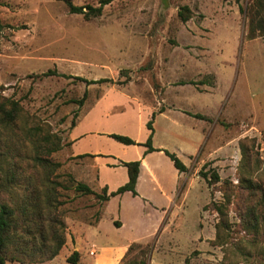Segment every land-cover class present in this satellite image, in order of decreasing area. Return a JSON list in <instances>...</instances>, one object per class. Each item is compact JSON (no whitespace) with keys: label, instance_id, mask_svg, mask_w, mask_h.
Here are the masks:
<instances>
[{"label":"rangeland","instance_id":"374dc122","mask_svg":"<svg viewBox=\"0 0 264 264\" xmlns=\"http://www.w3.org/2000/svg\"><path fill=\"white\" fill-rule=\"evenodd\" d=\"M100 1L71 0L83 11ZM168 1L163 8L160 0H112L84 16L65 0H0V205L13 210L7 252L18 259L7 264H69L71 229L84 263L92 243L108 256L102 247L135 242L119 264H264V38H247L253 0ZM181 6L191 12L185 22ZM49 69L120 82L40 76ZM11 109L13 119L4 116ZM75 112L85 134L79 146L120 165L141 159L144 147L108 134L143 143L152 119L153 147L174 153L193 176L179 174L162 151L148 153L141 197L105 203L122 225L105 221L81 235L77 223L93 222L104 203L74 190L89 180L101 191L95 156H73L68 145ZM124 175L123 166L102 171L113 189ZM225 181L230 200L220 220L209 203L224 202ZM54 236L68 243L50 258Z\"/></svg>","mask_w":264,"mask_h":264},{"label":"trees","instance_id":"16d2710c","mask_svg":"<svg viewBox=\"0 0 264 264\" xmlns=\"http://www.w3.org/2000/svg\"><path fill=\"white\" fill-rule=\"evenodd\" d=\"M111 1L112 0H101L100 5L98 7L87 6V11H83L82 7L73 5L71 0H65L66 5L68 6V9L70 12H72V13H83L84 16L99 15L101 13L103 6L108 4ZM236 2H239V0H236ZM240 10H242V12H243L242 8ZM246 13L248 16L247 38L248 39H254L256 37L264 38V0H253L250 7L246 11ZM177 15L182 22H185L191 17V12L187 6H181V7H179V9L177 11ZM49 75H60L63 77L71 78L72 80L82 81L87 85H89V84H101V83L113 84V83H119L120 82V81H113L111 78H99V79L88 80V79L81 77V76L64 75V74H60V73L58 74L55 69H49V70L40 74V76H49ZM86 94L87 93L85 91L82 98L79 99V101H78L79 104L83 103V101L86 97ZM14 110L15 109H11L10 111H4V116L9 118V119H13L14 118V115H13ZM161 111H162V109H160V112ZM192 116H194L195 118H199V119H207L205 116L198 114V113L194 114ZM76 117H77V114L75 112L73 114V119L71 121V127L70 128H73L76 125V122H75ZM151 118H154V113H152ZM152 123H153L152 119H149L146 122L145 126H146V129L148 131V135H147L145 142H143V143L137 142V141L133 140L132 138L126 136V135L110 133V134H108V136L111 137L112 139H114L115 141L120 142V143L125 144V145H143L145 147V150L142 154V157L145 154L150 153V152L155 151V150L156 151H162L163 154H165L170 159L173 166L179 172H186L188 170L186 165H184L182 163V161L174 153L169 152L168 150H165V149L153 147V145H152V135H153ZM68 145H70V141L68 142ZM57 148H58V144H56V146L54 147L53 150H55ZM242 150H244L243 146H242ZM84 155L93 156V155H89V154H82L79 156H84ZM36 160L42 161V159L39 157L38 158L36 157ZM243 162L246 163V164H244L245 167L252 166L251 163L248 161L247 156L245 155V152L243 153ZM140 164H141L140 159L126 161V162L121 161V165L126 168L128 180L124 184L117 187V189L114 191L108 192L107 187H103L100 192H96L92 188H90L87 184L82 183V182H75L74 190L79 194L93 195L99 202H102V203L108 201L111 197L120 195V194L127 192V191L130 192L133 196H135V195H137V192L135 190V186H136V182H137V178H138V174H139V170H140ZM255 165H256V163H255ZM200 175L204 178L207 177L206 173L201 172V171H200ZM210 180L212 182L219 181V176L215 171L212 172V174L210 176ZM241 182L242 183L245 182V187L247 189H253V188H256V186H257V185H253L251 183H248V182L244 181L243 179L241 180ZM223 185H224V192H223L224 202L223 203H216L214 201H210V203H209V206H211L218 213L220 220L226 215V205L230 200V193H229L230 189H229V187H230L231 183L225 181ZM225 186H227L228 189ZM25 210L26 209H24V211ZM12 219H13L12 208L7 206L6 204H1L0 205V264H7L8 260L9 261H18V259L14 258V256L11 253L7 252V245L9 242V232L11 230ZM118 224L119 223L117 221L114 222V225L118 226ZM54 238H55L54 239V249L50 255V258L55 257L58 254L60 248L64 245V238L63 237L62 238L61 237L56 238L54 236ZM130 246H129V248H130ZM79 259H80V255H79V252L77 250L71 251V253L66 257V261L69 264H80Z\"/></svg>","mask_w":264,"mask_h":264},{"label":"crops","instance_id":"0c3cea01","mask_svg":"<svg viewBox=\"0 0 264 264\" xmlns=\"http://www.w3.org/2000/svg\"><path fill=\"white\" fill-rule=\"evenodd\" d=\"M164 109L162 111H164ZM177 110H179V109H177ZM78 126H79V124H78V122H76V125L73 128H71L69 131V140H70L69 146H70V150H71L72 155L77 156V155H82V154H89V155L95 156L93 159L94 160V168L96 169V176L94 177V180L96 181L95 184L98 185L99 189H102L103 187H107L108 192L116 190L117 187L124 184L128 180L127 172H126V175H124L123 179L116 184L118 186L113 189V188H111L108 180L102 176V171L104 169H109V168H113L116 166H122L119 163L120 160L117 157H114L110 154H103V153L98 152V151H92L91 150L89 152H85V150H83V148H81L79 146V142L81 141V138L85 136V134H81V133L77 132ZM109 138H111V137H109ZM141 146H143V145H141ZM144 150H145V147H144ZM144 150H143V152H144ZM143 152H142V154H143ZM147 154H145V155H147ZM145 155L143 157L141 155V159H140L141 160L140 170H139V174H138V178H137V182H136V186H135V190L137 192V195L133 196L130 192L127 191V192H124V193L117 195V196H123L126 193H130L133 197H141V194L138 191V185H139L140 180L142 178V169L144 168L143 167V164H144L143 159H144ZM186 167L188 169L186 172H179L175 167L174 168L179 172V174H182L185 176H193L190 173V168L188 166H186ZM125 170H126V168H125ZM146 178H147V180H149V179H152V181L156 180L155 173H154V171H152V169L147 171ZM85 182L87 183V185L90 188L93 186L92 184H90L89 180H86ZM117 196H114V197H117ZM114 197H111V198H114ZM143 200L148 201L149 202L148 204L152 208L158 207L157 205H153L149 200H147L145 198H143ZM176 201L177 200H175V202ZM105 203H107V202H104L98 218H96L93 222L79 221V223H77V225L82 226V229L80 232L81 235H84L85 232H89V230H93L95 232L96 230L99 229L100 226H102V224H104L105 221L108 222L109 225H114V222L117 221L119 224H118V226L114 225L115 227H120L122 225V222L119 219V217L114 216V215H110V214L108 215L105 213ZM168 219L169 218L164 219L163 221H161V223L165 222ZM161 223L158 222L159 227H160ZM159 227H158V229H159ZM71 233L73 234V242H72V245H70V250L71 251L77 250L79 252V255H80L79 263L80 264H119L121 262V259L126 254L130 244L135 243V242L127 243V244H124L123 246L118 247L116 249H114V248L113 249H106L105 247H102L103 251H108V252L112 251V252H110V254L108 256H104L102 254H99V251L97 250L95 244L92 243V244H90V247H89L87 253H88V256L93 257V258L88 259V261H85V263H84V262H82L83 252H82V248L80 247V244H79L78 236L76 233H73L72 229H71ZM67 243L68 242L66 241L65 244H67ZM65 244H64V246H65Z\"/></svg>","mask_w":264,"mask_h":264},{"label":"water","instance_id":"95a60500","mask_svg":"<svg viewBox=\"0 0 264 264\" xmlns=\"http://www.w3.org/2000/svg\"><path fill=\"white\" fill-rule=\"evenodd\" d=\"M163 8H167L169 6V1L168 0H160Z\"/></svg>","mask_w":264,"mask_h":264}]
</instances>
